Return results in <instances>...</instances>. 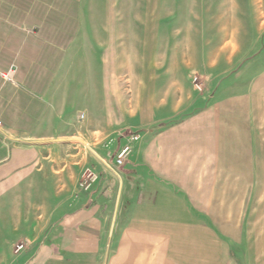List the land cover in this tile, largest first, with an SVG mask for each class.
<instances>
[{"label": "crops", "instance_id": "0c3cea01", "mask_svg": "<svg viewBox=\"0 0 264 264\" xmlns=\"http://www.w3.org/2000/svg\"><path fill=\"white\" fill-rule=\"evenodd\" d=\"M170 1L0 0V264H264V135L169 99Z\"/></svg>", "mask_w": 264, "mask_h": 264}, {"label": "rangeland", "instance_id": "374dc122", "mask_svg": "<svg viewBox=\"0 0 264 264\" xmlns=\"http://www.w3.org/2000/svg\"><path fill=\"white\" fill-rule=\"evenodd\" d=\"M167 7L171 48L169 53L162 51L159 60L166 62L161 71L170 81L169 99L182 109L186 102L185 113L189 114L212 107L234 112L238 116L235 150L242 156L240 144L245 128L257 127L264 135V0H171ZM225 123L221 122L220 134L221 158H225V164L220 166V171L234 168L236 172L244 171L245 165L250 166L248 162L244 166L229 163L232 145L229 141L233 142L234 137L232 132L225 131ZM130 149L128 157L131 146ZM115 157L114 153L111 161ZM237 160L249 161V158ZM125 162L116 168H122ZM111 171L114 172L102 167L104 178ZM96 182L97 176L87 189ZM209 215L210 220L216 216L224 224L234 216L236 225L240 226L236 235H244L243 213ZM3 216L0 213V218ZM29 216L38 219L45 214ZM15 250L14 247L13 253Z\"/></svg>", "mask_w": 264, "mask_h": 264}, {"label": "built area", "instance_id": "2783aa9c", "mask_svg": "<svg viewBox=\"0 0 264 264\" xmlns=\"http://www.w3.org/2000/svg\"><path fill=\"white\" fill-rule=\"evenodd\" d=\"M14 73H15V69L13 68L7 72H2L1 76L7 80H10ZM0 125H1V122H0ZM134 140H137V138H135ZM130 151H131L130 147H125L124 149H122L120 151V153L117 156V160H116V166L117 167H121L124 164V162H125L126 158L128 157ZM104 163H105L107 168L112 169V170H114L115 173H117V171L114 169L112 164H110L106 161ZM94 180H95V175L92 174V172L87 171L85 173V175L83 176V179H82L84 187L86 189L90 188L92 183L94 182ZM21 248H22V246L19 247V249H21Z\"/></svg>", "mask_w": 264, "mask_h": 264}]
</instances>
